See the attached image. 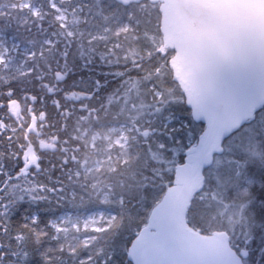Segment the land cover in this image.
<instances>
[{
	"label": "trees",
	"instance_id": "trees-1",
	"mask_svg": "<svg viewBox=\"0 0 264 264\" xmlns=\"http://www.w3.org/2000/svg\"><path fill=\"white\" fill-rule=\"evenodd\" d=\"M56 1L60 9L68 10L73 15L72 22H68L67 26H62L56 18L58 11L52 7L50 0H31L38 8V16L22 10L16 5V0H0V55L5 57L0 67H5L4 74L13 81L17 94L44 96L50 114L48 126L40 127L42 122L38 113L41 105H37V113L33 116L22 112L17 118L18 131L11 144L0 143V153L3 154L0 156V188L10 187L12 184L28 186L21 179L22 176L17 175L23 164L19 145L23 144L26 148L32 142L41 157V172L38 176L28 174L26 179L35 178L51 188L63 189L49 192V199L46 201L33 202L25 195L8 212L13 233L11 238L0 234V243L14 245L16 227L27 223L32 215L40 217L38 230L48 233L42 237L39 245H29L30 256L27 264H44L41 253L48 248L54 250L48 253L50 258H54V264H79L80 259L90 255L92 247H82L78 250L79 255L74 256L67 249L59 248L61 241L52 239L53 236L63 233L57 234L48 226V220L55 219L68 210L111 209L117 214V220L127 228V213L123 218L120 215L123 201L134 217L136 211L140 210L138 217H135L136 224L131 228L132 239H135V234L146 224L152 210L167 192L165 188L148 207H144L141 202L144 190L151 187L153 181L148 161L143 158L145 143L142 133L145 130L151 133L157 126V117L151 109L156 98L154 92L161 91L162 96L169 99L170 103L166 107L170 111L175 110L177 105L191 111L172 76L170 60L174 50L169 49L162 56L155 48L156 39L162 37L160 3L146 0L123 6L115 0ZM78 5H83L88 12H81ZM124 21H129L133 29L118 32L119 24ZM137 21L138 25H135ZM69 32L72 33L71 36L68 35ZM11 39L22 46L30 45L34 51L31 59L24 60L21 70L16 69V65L23 62L21 59L18 62L19 57L22 58L20 52L14 49L4 52V49L9 50ZM49 41L52 46L47 43ZM58 71L67 73L65 80H56L55 74ZM116 73L124 75L118 76ZM133 83L135 87L131 86ZM45 84L57 90L55 97L47 94ZM3 90L4 87L0 86V92ZM71 91L80 93L79 97H65L64 93ZM53 98L59 99L64 105L60 110L62 114L53 112ZM143 110L146 112L142 113ZM138 113L143 116L138 117ZM262 114L264 107L255 117L259 118ZM176 115L179 117L181 113L177 112ZM121 123L133 125L127 161H123L122 148L109 146L105 137L97 141L95 148L90 149L91 136L94 133L98 132L102 136L110 134L114 137L118 133H108L109 129L112 125ZM199 123L205 128L202 121ZM34 125L39 129L40 135L31 130ZM2 139L0 136V140ZM41 140L45 144L53 143L54 147L45 146L41 150ZM222 145L224 152L216 155L213 166L205 170L204 188L195 196L188 220L190 226L204 234L226 230L230 235L231 246L238 251L243 243V234L248 231V224L239 215L242 203L240 195L232 191L234 180L227 162L229 146ZM245 151L258 159H264V149L259 147V142L250 143ZM85 155L91 158L97 156L107 161L103 163L101 170L92 169L77 178L74 171ZM118 155L120 158L117 160L115 157ZM109 160L114 162L109 164ZM100 186H103L102 191L96 194ZM108 186L110 191L107 190ZM103 192L111 193L106 203L101 201ZM199 197H203L204 202H200ZM253 201L258 203L255 195ZM221 209H225L227 216L232 218L223 222L216 219L220 225L209 216ZM249 212L252 242L246 259L248 264H264V220L257 218L251 208ZM118 234L114 224L101 233L96 245H101L110 254L111 241ZM0 251H7V248ZM96 264H105L103 254L96 257Z\"/></svg>",
	"mask_w": 264,
	"mask_h": 264
},
{
	"label": "water",
	"instance_id": "water-1",
	"mask_svg": "<svg viewBox=\"0 0 264 264\" xmlns=\"http://www.w3.org/2000/svg\"><path fill=\"white\" fill-rule=\"evenodd\" d=\"M116 1L128 6L145 0ZM149 1L161 3L164 42L175 50L173 76L188 106L197 111L207 101L219 108L222 119L191 163L179 170L174 190L152 211L146 242L133 251L141 264H236L238 252L228 232L204 234L189 225L188 213L204 188L205 170L224 151L216 146L217 136L222 142L264 106V0ZM200 120L207 129V119ZM157 227L163 240L151 238Z\"/></svg>",
	"mask_w": 264,
	"mask_h": 264
},
{
	"label": "snow or ice",
	"instance_id": "snow-or-ice-1",
	"mask_svg": "<svg viewBox=\"0 0 264 264\" xmlns=\"http://www.w3.org/2000/svg\"><path fill=\"white\" fill-rule=\"evenodd\" d=\"M58 20H63V15L57 17ZM71 36V33H68ZM52 46V42H47ZM7 49H4L6 52ZM0 65H3V55H0ZM5 67H0V86L4 87V90L0 92V136L3 137L0 143L8 142L11 144L14 134L17 133L19 120L17 119L22 112H26L29 116H33L37 113V105H41L39 109V117L41 120L40 127H47L49 121V111L44 100V96L37 94H17L13 81L4 74ZM66 72H56L55 77L58 82L65 80ZM118 76L124 75L123 73H116ZM135 87L133 83L131 85ZM47 90V94H51L53 97L57 94V90L49 86L44 85ZM65 97L78 98L80 93L76 91L65 92ZM156 97L151 105V109L156 115L155 121L156 127L152 129L151 133L145 130L142 133V137L145 143V149L143 152V158L148 161V167L152 172V186L146 188L143 193L142 204L144 207H148L151 201L156 200L159 193L163 192L165 188L167 192L174 190V180L178 178L179 170L186 167L192 161L193 154L199 152L207 137L218 129L220 120L222 119L219 108H212L206 101V106L203 109L188 111L184 107L179 105L175 106V110L170 111L167 105L170 101L164 98L161 91L154 92ZM64 107L59 99H52L51 108L54 113L62 114L60 110ZM254 107V105H253ZM180 112L181 115L177 117L176 113ZM187 112V114H185ZM204 117L208 121V127L205 129L200 123V118ZM39 131V129L37 130ZM220 132L224 129H220ZM198 143H192L197 140ZM55 139V138H53ZM217 147H221L222 144H227L228 147V164L229 172L234 180V187L232 191L237 192L240 195L242 201L240 205V218L245 220L248 224V231L243 234V243L238 247V253L236 258V264H248L247 257L250 254L249 245L252 242V234L250 231V208L255 211L257 218L264 220V159H258L254 155H250L245 148L247 145L253 142H259V147L264 149V114L259 118L252 116V119L247 121L246 124L241 123L239 127L233 128L226 136L223 137V141L219 142V135L217 136ZM52 148L54 144L49 142L45 144V141H40L41 150L44 147ZM19 147L23 154V165L19 168L17 175L25 176L26 174H32L38 176L41 172V160L36 151L31 146L24 148L21 144ZM3 154L0 153V156ZM12 155H17L12 153ZM67 163V161H65ZM219 163V161H218ZM26 187H20L19 185L12 184L10 187L0 188V234L6 235L11 238L12 230L10 222L8 221V212L15 205L18 200H23L25 195L30 201H46L49 199V192L63 191L62 188L54 189L48 185L36 180L25 179ZM259 185V187H256ZM255 200L253 201V196ZM140 210L135 213V217H138ZM127 213L129 225L127 228L121 224L117 217L114 215L108 218L107 223L114 225L118 229V235H116L111 241V253H107L104 247L96 248L95 253L87 255L80 259L79 264H96V257L98 255L105 256V264H141L138 255L134 254V249L141 243L146 242V233L152 227L149 223L135 234V239H132L131 228L136 224V218L133 213L129 212L127 205L121 202L120 215L121 218ZM64 222L67 223L71 220L70 217H64ZM92 223V218L85 221V226H89ZM40 225V217L32 215L27 223L21 224L16 227L14 231L15 244L0 243V249L7 248V251H0V264H27V258L30 256L29 245H39L42 237L48 235L43 230H38ZM48 226L51 227L57 234L61 231L60 224L57 220H48ZM124 229V231H120ZM64 233L68 232V228L63 229ZM127 235V238H125ZM59 235L53 236L52 239H59ZM151 238L157 240H163L161 230L157 227L151 231ZM96 241V237L90 239L79 240L75 244L66 241L59 245L60 249L67 248L72 255H79L78 250L82 247H90ZM264 242V237H262ZM51 248L46 249L41 253L44 259V264H54V258H50L48 253L53 252ZM12 257L14 259H8Z\"/></svg>",
	"mask_w": 264,
	"mask_h": 264
},
{
	"label": "rangeland",
	"instance_id": "rangeland-1",
	"mask_svg": "<svg viewBox=\"0 0 264 264\" xmlns=\"http://www.w3.org/2000/svg\"><path fill=\"white\" fill-rule=\"evenodd\" d=\"M16 2H17L16 5H18L22 10H25L27 13L30 11L35 16L39 15V11H38L37 6L34 5V3L31 2V0H16ZM50 2L52 4V7L58 11L56 18L63 15V20L62 21L60 20L62 26H67L68 22H72L73 15L69 14L68 10L60 9L56 0H50ZM16 5H14V6H16ZM77 8L81 12H84V14L88 12L85 9V7H83V5H78ZM135 25H138V21L135 23ZM117 29H118V32H126L127 30L133 29V26H132V24H130V22L124 21V22H121L119 24ZM160 29H161V26H160ZM71 35H72V33H71ZM11 40H12L11 46H10L9 50H7V52H10L12 49H14V51L20 52V56L22 58L19 57L18 62L20 61V59L23 60V62L17 64L16 69L21 70L24 66V60L29 59V58L31 59L34 56V51H33V49H31V46L28 44L25 46H22L19 44V42H16L13 39H11ZM155 48H156V50H160V52H162L163 56H165L167 54V51L169 50V48L165 45L163 36L160 37L159 40L156 39ZM4 61H5V57L3 56V62ZM170 65L172 66V61L170 62ZM141 112L145 113L146 111L143 110ZM142 113H138L137 116L138 117L143 116ZM124 126H125V128H124ZM132 128H133V125H131L129 123H121L120 125H117L115 127V129L113 128L114 131H110V129H109V132H108V133L118 132L119 136L113 141V143L118 144V147L122 148V150H123V152H122L123 161H127L129 158V151H128L129 147H126L127 146L126 145V138H127L126 132H128L127 129H132ZM31 130L34 133H36L37 135L41 134L39 131H37L38 129L35 125L32 127ZM125 130H126V132H125ZM100 137H101V134H99L98 132L94 133L91 136L90 149H92V147H93V145H92L93 141L99 140ZM106 137L108 139L109 137H111V135L107 134ZM30 144H32L34 146L35 151L39 155L38 150L36 149L35 145L32 142L31 143L29 142L28 145L26 146V148L29 147ZM90 154H95V152H93V153L90 152ZM254 154H256V152ZM39 157H40V155H39ZM115 158L118 160L120 158V156L118 155ZM40 160H41V157H40ZM22 161H23V154H22ZM106 161H107L106 159L99 158L97 156L91 158V157L85 155V157L82 160H80L79 167L74 171V175L78 178L85 173L86 174L89 173L92 169L99 171L103 168V166H104L103 163ZM113 162H114L113 160L112 161L109 160V164H112ZM75 163H77V160H75ZM27 175L28 174H26L25 176H22L21 179L25 180L27 178ZM98 183H99V181L96 184H98ZM102 188H103V186H100L99 188H97L98 190H97L96 194H98L99 191L101 192ZM107 190H109V191L111 190L110 186H108ZM110 195H111L110 192H103V195L101 197L102 203L108 202ZM198 200L200 202H204L203 197H199ZM225 209H221L215 213H211L209 217L214 222H216V219H219L221 222L225 221L226 219L231 220L232 216L228 217ZM151 214H152V212H151ZM151 214L148 217L146 224L149 223ZM114 215L117 217V214L114 211H112L111 209H106V208H97V209H92L89 211H86L84 209H76L74 211L68 210V211H65L63 213H60L54 220H57V222L60 224V227H61L60 232H62L63 234L59 236L60 237L59 239H55V240L61 241L62 243H65L66 241H68V242H71L72 244H75L79 240L90 239L92 237H96V241L94 242V244L92 246H90V247H92L90 249V254H92V252L96 251V248L101 247V245H96V244H98V241L101 238V233L108 230L110 227L113 226V225H109L107 223V220H108V218H110ZM64 217H70L71 220L68 221L67 223H65L63 220ZM90 217L92 218V223L86 227L85 221L89 220ZM216 223H218V222H216ZM218 224L221 225V223H218ZM65 227L68 228L67 233H64V231H63V229ZM224 231H226V230H224ZM86 232H94V233L93 234H86ZM64 249H67V248H64Z\"/></svg>",
	"mask_w": 264,
	"mask_h": 264
},
{
	"label": "bare ground",
	"instance_id": "bare-ground-1",
	"mask_svg": "<svg viewBox=\"0 0 264 264\" xmlns=\"http://www.w3.org/2000/svg\"><path fill=\"white\" fill-rule=\"evenodd\" d=\"M129 22V21H128Z\"/></svg>",
	"mask_w": 264,
	"mask_h": 264
}]
</instances>
